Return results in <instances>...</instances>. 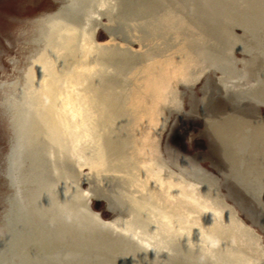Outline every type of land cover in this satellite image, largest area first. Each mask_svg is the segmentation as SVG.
I'll use <instances>...</instances> for the list:
<instances>
[{"label": "water", "instance_id": "obj_1", "mask_svg": "<svg viewBox=\"0 0 264 264\" xmlns=\"http://www.w3.org/2000/svg\"><path fill=\"white\" fill-rule=\"evenodd\" d=\"M0 264H264V0H0Z\"/></svg>", "mask_w": 264, "mask_h": 264}]
</instances>
